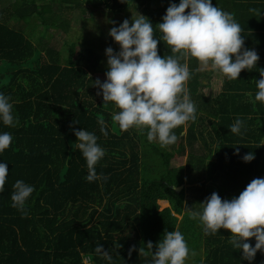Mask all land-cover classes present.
Masks as SVG:
<instances>
[{
    "label": "trees",
    "instance_id": "obj_1",
    "mask_svg": "<svg viewBox=\"0 0 264 264\" xmlns=\"http://www.w3.org/2000/svg\"><path fill=\"white\" fill-rule=\"evenodd\" d=\"M85 4H99L108 17L122 16L115 26L124 19L131 24L137 12L155 27L169 3L13 0L8 9L14 12L0 10V93L10 97L18 118L14 128L0 124V132L8 131L13 137L9 148L0 153V162L8 168L0 192V264H83L84 256L90 264H106L95 251L98 244L112 255L111 264H146L150 257L139 256L136 249L152 241L154 253L165 230L183 234L190 250L185 264H249L228 243L230 232L221 229L205 236L198 222L188 216L184 189L176 192L171 186L184 181L189 185L197 179L209 186L210 193L231 199L253 178L264 177V106L253 103L255 80L260 79L259 69H264V14L249 11L264 12V0H212L213 6L234 15L242 30L243 48L254 49L259 59L251 71L242 70L237 80L223 78L214 97L205 94L201 71H193L197 61L189 59L192 75L187 88L196 119L174 129L178 140L166 148L148 142L146 134L135 129L122 132L112 120L117 109L97 95L99 89L93 82L105 79V49L119 50L112 39L106 40L107 33L102 41L106 44L99 50L77 48L71 38L69 46L62 47L61 40H66L70 29L69 15ZM154 4L158 5L153 9ZM20 23L49 31L36 56ZM154 35L159 36L158 30ZM157 53L163 57L170 50L158 41ZM236 117L243 121L240 135L228 129ZM99 121L108 131L106 137L99 131ZM73 128H84L98 137L105 155L95 170L106 180L85 181L87 168L76 148ZM236 148L238 154H234ZM186 150L184 165L170 167L175 154ZM249 151L255 158L245 163L241 158ZM17 179L34 188L25 204L26 215L11 207L10 194ZM167 202L169 207L159 210V203ZM248 242L254 246L255 239ZM251 264H264V254L258 251Z\"/></svg>",
    "mask_w": 264,
    "mask_h": 264
},
{
    "label": "clouds",
    "instance_id": "obj_2",
    "mask_svg": "<svg viewBox=\"0 0 264 264\" xmlns=\"http://www.w3.org/2000/svg\"><path fill=\"white\" fill-rule=\"evenodd\" d=\"M249 11L264 14L259 9L250 8ZM112 23L114 26L108 35L119 50L105 49V79L103 82L97 79L93 85L98 87L97 95L102 96L103 103L111 102L117 109L112 120L122 132L135 129L146 134L148 142L156 141L161 148L177 142L174 129L196 119L195 104L187 88L192 75L189 59L197 61L193 71L210 69L229 81L237 80L242 70L251 71L259 59L254 49L243 48L242 30L234 15L213 6L212 0L169 2L161 22L155 27L137 12L131 16V24L129 19H124L118 26L115 21ZM157 30L158 37L154 35ZM158 41L167 46L170 54L158 55ZM258 72L260 79L255 80L253 103L264 106V69ZM98 123L100 133L106 137L108 131L104 122ZM0 124L10 128L18 124L13 103L3 93H0ZM242 127L243 121L236 117L228 129L230 133L240 135ZM72 131L76 148L85 160V181L106 180V176L95 170L105 155L104 148L97 143L98 137L84 128H73ZM12 139L10 132H0V153L9 148ZM238 151L236 148L234 154ZM254 158V153L249 151L241 159L248 163ZM7 176V163L0 162V192L4 191ZM12 189L11 207L26 215L25 204L34 191L33 186L17 179ZM198 205L199 210L191 207L187 212L190 219L198 222L205 236L216 235L221 229L230 232L228 243L240 251L241 259L249 264L258 251L264 254V177L253 178L238 196L231 199H221L212 192ZM251 238L255 239L254 246L248 242ZM152 249V241L136 249L139 256L150 257L146 264H185L190 255L179 230H165L154 253ZM95 251L106 264H111L112 255L100 244ZM132 251L130 248L129 254Z\"/></svg>",
    "mask_w": 264,
    "mask_h": 264
},
{
    "label": "rangeland",
    "instance_id": "obj_3",
    "mask_svg": "<svg viewBox=\"0 0 264 264\" xmlns=\"http://www.w3.org/2000/svg\"><path fill=\"white\" fill-rule=\"evenodd\" d=\"M13 0H0V10L1 11H5V12H14V9H8L11 7V5H9L10 3L12 4ZM168 0H162L163 2H167ZM145 5V3H144ZM158 4H154L152 5L153 9L157 8ZM53 8V7H52ZM76 10L73 12L72 15H69L70 21H69V25H70V29L67 31V36L68 33L71 34L69 35V37L66 36V40H61L62 42V47L64 46H69L68 44L71 42H68L69 38H71L72 41H76L77 42V48H79V46H83V47H89L90 49H97L99 50V48L104 47V43H102L103 39L105 36H103V34L105 35V33L108 34L109 29L111 28L109 26V23H112L111 19H116L115 23H118L122 16H118L117 14H115V17H108V14H104V11L101 10V6H99V4L97 5H89V4H85L83 5V7L81 8H75ZM134 9H141L138 6H135ZM53 11H55V8L53 9ZM132 11V13H134V10H130V12ZM84 12V13H82ZM20 27L23 29L21 30V32L25 35V37L30 40L33 45L35 46V56L38 52H40V48L39 46L42 44L43 41H45L43 39V35L45 38H47L48 36V32H45L43 29L41 30L40 28H32L31 25L29 24H24V23H20ZM82 28H86V30H81ZM83 32H86V34H84ZM51 33V32H50ZM52 34V33H51ZM86 35V36H85ZM58 37V36H57ZM108 41L111 40V37L108 35V38L106 39ZM113 41V40H111ZM59 43V42H57ZM115 43V42H114ZM117 45V44H116ZM58 48V50H60L62 53H65L64 48H59V46H56ZM106 48V46H105ZM42 53H44V50H41ZM202 75L200 77V82L202 84V87H204L207 82H210L212 80H215V84H219L220 82V78L218 79V76L216 72H213L212 70H205V71H201ZM97 76V75H96ZM222 80V79H221ZM221 83V82H220ZM216 91H218V87L214 88ZM206 94H210L212 97H214V95L217 92H205ZM207 126L205 124V126L202 129L203 134H205V130H206ZM173 151H176L175 149ZM186 154H187V150L184 152L183 155H179V154H175L174 158H172L169 162L170 167H178V166H183L185 161H186ZM194 175L197 176V174L194 173ZM206 184V183H205ZM209 186H205L203 184L200 183L199 180H195L194 183L192 182L191 184H187L186 181H184L183 185H182V189H184V203H188L189 205L187 206L188 208H191L193 210H199V203L202 202L208 195H210L211 193L208 191ZM169 207V204L167 202V205H161L159 203V210L164 209ZM187 209V208H186ZM178 219H180V216H177ZM83 262V260H82Z\"/></svg>",
    "mask_w": 264,
    "mask_h": 264
},
{
    "label": "crops",
    "instance_id": "obj_4",
    "mask_svg": "<svg viewBox=\"0 0 264 264\" xmlns=\"http://www.w3.org/2000/svg\"><path fill=\"white\" fill-rule=\"evenodd\" d=\"M170 1L168 0L167 2H164V3H169ZM262 66H264L263 64L261 65V67ZM202 73V72H201ZM217 76H218V79L220 78V82L222 83V80H223V77L218 73L217 74ZM222 79V80H221ZM219 82V84H215V80H212V81H210V82H207V84L204 86V92H217L214 96H216L218 93H219V91H220V89H221V83ZM216 87H218V91H216L214 88H216ZM206 94V93H205ZM206 95H208V96H211L209 93L208 94H206ZM253 99H254V97H253ZM255 103H257V102H255ZM257 104H260L259 102L257 103ZM261 105V104H260Z\"/></svg>",
    "mask_w": 264,
    "mask_h": 264
},
{
    "label": "built area",
    "instance_id": "obj_5",
    "mask_svg": "<svg viewBox=\"0 0 264 264\" xmlns=\"http://www.w3.org/2000/svg\"><path fill=\"white\" fill-rule=\"evenodd\" d=\"M83 263L84 264H90V260H89L88 256L83 257Z\"/></svg>",
    "mask_w": 264,
    "mask_h": 264
},
{
    "label": "water",
    "instance_id": "obj_6",
    "mask_svg": "<svg viewBox=\"0 0 264 264\" xmlns=\"http://www.w3.org/2000/svg\"><path fill=\"white\" fill-rule=\"evenodd\" d=\"M176 192L180 191V189H182V185H179L177 187H173L171 186Z\"/></svg>",
    "mask_w": 264,
    "mask_h": 264
}]
</instances>
